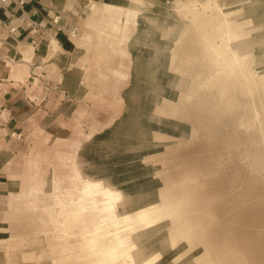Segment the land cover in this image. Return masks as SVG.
<instances>
[{"label":"rangeland","instance_id":"374dc122","mask_svg":"<svg viewBox=\"0 0 264 264\" xmlns=\"http://www.w3.org/2000/svg\"><path fill=\"white\" fill-rule=\"evenodd\" d=\"M168 1L102 0L95 9L89 2L82 23L90 34L77 36L75 52L66 51L63 61L49 40L33 48L28 63L20 58L30 44L12 45L3 64L5 76L14 79L1 85L20 91V111L0 101L10 112L0 121V167L18 189L0 198V264H104L84 242L93 224L73 221L68 210L92 199L82 189L95 169L151 151L152 173L173 182L177 191L189 186L195 222L207 228L212 254L228 256L225 264H264V80L251 63L257 58L264 65V0L240 4L241 26L236 21L232 26L250 31L245 41L255 51L234 67L221 66L222 57L209 48L221 42L219 31L228 29L225 24L217 30L226 16L213 5L218 19L209 22L202 15L198 32L187 34L180 55L197 57L189 65L176 60L175 69L193 76L202 69L203 77L212 72L211 88L178 103L175 117L190 131L177 123L178 134L160 143L153 137L164 126L163 114L169 120L170 110H160L168 85L154 65L163 42L153 39L146 20L152 15L179 20ZM104 2L125 8L142 3L146 20L126 25L125 14L108 13ZM104 225L114 229L112 222Z\"/></svg>","mask_w":264,"mask_h":264},{"label":"bare ground","instance_id":"6f19581e","mask_svg":"<svg viewBox=\"0 0 264 264\" xmlns=\"http://www.w3.org/2000/svg\"><path fill=\"white\" fill-rule=\"evenodd\" d=\"M241 3L243 0H169L166 7L179 17V20L170 17L163 19L155 15L146 20L148 13L142 3H130L128 8L111 2L103 3V9L108 13L113 11H117L119 15L124 13L126 25L130 22L141 25L146 20L153 30V39L159 43L163 42V50L154 65L168 85V92L162 96V103L160 102V110L166 106L170 111L169 120L163 114L164 126L160 127L161 131L155 134L154 141L161 143L168 138H174L178 134L175 129L177 123L190 131L187 122H178L175 117L179 111L178 103L194 95L200 96L204 93L203 96H205V92L211 88L212 78L209 76L212 72L208 77H203L202 69L195 76L181 70L182 68L175 69L176 60L189 65L190 59L197 57L196 54L193 56L187 52L186 59L183 60L180 53L186 52L187 34L190 32L193 35L197 31L195 28L202 15L207 16L209 22L218 17V12L226 16L216 27L219 31V28L226 24L228 28L219 31L221 42L209 47L218 57H222L221 66L234 67L240 60H246L250 53L255 51L245 41L248 36L246 33L250 31L244 33L240 27L232 26L234 21L239 22L241 26L240 20L243 16L238 14ZM212 5L217 13L212 9ZM91 7L95 9L97 4L92 3ZM193 38L194 36L191 37V42ZM251 63L256 72L254 74L258 73L264 80V65L257 58ZM191 112L193 113V110ZM151 155L153 157L155 152L124 155L113 161L107 168L95 169L94 174L86 179L82 191L84 190L83 193L89 194L92 199L88 203L70 206L71 210L68 212L72 213L73 221L78 220L84 223L90 220L93 224L94 229L91 234L88 233L91 237L87 241L84 240L90 247L87 249L91 251L90 255L97 256L104 264H225L224 258L228 256L212 254L206 239L207 228L195 222L194 211L187 198L190 193L189 186L184 185L181 188L182 192L177 191L178 188L176 189L173 182L170 184L152 173L149 163ZM96 194L102 195L101 202L95 198ZM108 221L112 222L114 229H106L107 225L104 224ZM84 226L85 224L83 229L86 228ZM94 263H97V260Z\"/></svg>","mask_w":264,"mask_h":264},{"label":"crops","instance_id":"0c3cea01","mask_svg":"<svg viewBox=\"0 0 264 264\" xmlns=\"http://www.w3.org/2000/svg\"><path fill=\"white\" fill-rule=\"evenodd\" d=\"M96 1L102 0H27L24 4L11 2L0 6V80L3 81H0L1 102L9 104L14 112L17 109L20 111V91L14 86L4 92L1 85L14 79L5 76L6 64H3L11 52L12 45L25 41L30 44L21 51L20 58L22 63H28L34 56L33 48L37 47L38 43L49 40L53 54L63 61L66 51L75 52L77 36L90 34L82 21L89 16L86 7L88 3L94 4ZM32 40L35 42L32 43ZM43 48L42 46L41 52L44 53ZM26 81L32 82L30 77H27ZM10 185L8 175L0 167V198L16 192L18 185Z\"/></svg>","mask_w":264,"mask_h":264},{"label":"built area","instance_id":"2783aa9c","mask_svg":"<svg viewBox=\"0 0 264 264\" xmlns=\"http://www.w3.org/2000/svg\"><path fill=\"white\" fill-rule=\"evenodd\" d=\"M26 1L27 0H2V4H6L8 2H10V3L16 2V3L24 4ZM34 30H36V28ZM34 42H35V40H32V43H34ZM0 81H2V80H0ZM4 91H8V89H6ZM29 99L31 101H33L34 98L32 99L29 97ZM4 105H6V104H4ZM1 107H3V104L0 103V121L2 122V121H6L9 119L10 112L6 111V110H8L7 107H3L2 109H1Z\"/></svg>","mask_w":264,"mask_h":264}]
</instances>
